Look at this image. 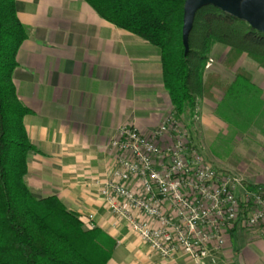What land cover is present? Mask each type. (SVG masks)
<instances>
[{
	"label": "crops",
	"instance_id": "crops-1",
	"mask_svg": "<svg viewBox=\"0 0 264 264\" xmlns=\"http://www.w3.org/2000/svg\"><path fill=\"white\" fill-rule=\"evenodd\" d=\"M14 3L27 33L12 82L30 110L23 119L36 149L24 177L30 194L56 196L84 224L93 216V225L117 242L107 264H192L183 256L162 261L115 222L98 195L114 163L109 140L118 127L133 124L148 135L171 109L158 49L82 0ZM202 264H264V233L235 226Z\"/></svg>",
	"mask_w": 264,
	"mask_h": 264
},
{
	"label": "trees",
	"instance_id": "trees-1",
	"mask_svg": "<svg viewBox=\"0 0 264 264\" xmlns=\"http://www.w3.org/2000/svg\"><path fill=\"white\" fill-rule=\"evenodd\" d=\"M14 1L0 0V264H107L117 244L114 238L99 227L86 228L56 196L35 198L25 185L27 158L36 149L23 124L30 110L12 82L15 56L27 36ZM82 1L105 21L158 49L163 87L178 120L187 114L194 123L202 99L214 103L223 122L232 116L246 127L264 116L261 90L249 73L236 68L232 81H225L205 68L218 44L229 49L223 63L228 69L245 54L264 70V34L247 23L212 6L201 8L184 55L185 0Z\"/></svg>",
	"mask_w": 264,
	"mask_h": 264
},
{
	"label": "built area",
	"instance_id": "built-area-1",
	"mask_svg": "<svg viewBox=\"0 0 264 264\" xmlns=\"http://www.w3.org/2000/svg\"><path fill=\"white\" fill-rule=\"evenodd\" d=\"M109 148L114 163L98 182L99 198L162 261L183 256L202 264L235 226L264 233V188H242L206 162L173 113L148 135L119 126ZM92 218L85 217L86 228Z\"/></svg>",
	"mask_w": 264,
	"mask_h": 264
},
{
	"label": "rangeland",
	"instance_id": "rangeland-1",
	"mask_svg": "<svg viewBox=\"0 0 264 264\" xmlns=\"http://www.w3.org/2000/svg\"><path fill=\"white\" fill-rule=\"evenodd\" d=\"M228 50L222 45H214L206 70L217 73L225 81H232L236 68L245 70L261 90V98L264 101V70L245 54L239 57L234 68L228 69L223 64ZM213 93L216 98L220 96L217 91ZM199 105L202 110L197 108V113L200 112L198 116L202 115L203 121L199 120L197 114L194 123L190 122L187 114L179 120L189 133L192 147L198 150L206 162L223 173L235 176L242 188L252 185L264 188V116L254 120L251 126L245 127L240 120L231 119L232 116L229 117V123L223 122L221 118L222 122L219 121L213 110L214 103L209 99L200 100ZM172 112L171 108L168 113Z\"/></svg>",
	"mask_w": 264,
	"mask_h": 264
},
{
	"label": "water",
	"instance_id": "water-1",
	"mask_svg": "<svg viewBox=\"0 0 264 264\" xmlns=\"http://www.w3.org/2000/svg\"><path fill=\"white\" fill-rule=\"evenodd\" d=\"M206 6L215 7L264 34V0H185L182 20L184 55L189 51L188 36L192 29L195 14Z\"/></svg>",
	"mask_w": 264,
	"mask_h": 264
}]
</instances>
